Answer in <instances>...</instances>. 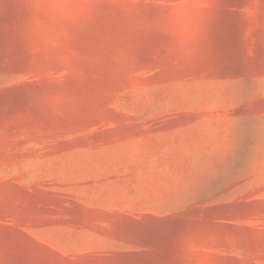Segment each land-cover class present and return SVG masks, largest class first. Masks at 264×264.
<instances>
[{
    "label": "rangeland",
    "instance_id": "1",
    "mask_svg": "<svg viewBox=\"0 0 264 264\" xmlns=\"http://www.w3.org/2000/svg\"><path fill=\"white\" fill-rule=\"evenodd\" d=\"M237 14V15H235ZM0 264H264V0H0Z\"/></svg>",
    "mask_w": 264,
    "mask_h": 264
},
{
    "label": "water",
    "instance_id": "2",
    "mask_svg": "<svg viewBox=\"0 0 264 264\" xmlns=\"http://www.w3.org/2000/svg\"><path fill=\"white\" fill-rule=\"evenodd\" d=\"M4 25L0 24V46H4L10 39ZM43 90L44 84L40 81L24 82L2 88L0 89V106L15 107L20 101L44 95ZM178 222L179 220L172 215H146L140 219H128L122 227V234L130 243V248L129 251L116 255L113 264H132L135 260L149 255L153 247L152 242L159 239L167 229Z\"/></svg>",
    "mask_w": 264,
    "mask_h": 264
}]
</instances>
